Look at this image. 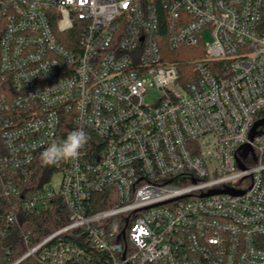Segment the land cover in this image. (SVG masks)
<instances>
[{"label":"built area","instance_id":"2783aa9c","mask_svg":"<svg viewBox=\"0 0 264 264\" xmlns=\"http://www.w3.org/2000/svg\"><path fill=\"white\" fill-rule=\"evenodd\" d=\"M164 44L203 49L185 79ZM263 121L264 0H0V264H264ZM58 197L67 224L21 228Z\"/></svg>","mask_w":264,"mask_h":264},{"label":"trees","instance_id":"16d2710c","mask_svg":"<svg viewBox=\"0 0 264 264\" xmlns=\"http://www.w3.org/2000/svg\"><path fill=\"white\" fill-rule=\"evenodd\" d=\"M75 33L73 32V35ZM64 43V42H61ZM162 52L167 54V57L176 64V67L181 74V79H185L184 72L190 70L191 60L195 58H200L203 56V49L196 50L193 47H181L177 50H170L167 45H162ZM44 150L37 153V156L28 168L29 177L24 180H20L19 187L23 192L28 190L37 191L42 189L47 185L52 176L58 172L56 165L54 166H44L40 161V154ZM104 195L93 193L88 200L86 207L91 206L92 211H100L106 208V203L104 200ZM55 207L49 205V207L41 213H32L25 215L23 218V224L21 228L24 231H30L37 239H41L51 232L57 230L61 226L67 224L68 222V212L63 205L62 200L58 197L55 201ZM77 234H74V236ZM36 239V240H37ZM101 257L98 253L93 252L88 259H84L78 264H100ZM76 264V263H74Z\"/></svg>","mask_w":264,"mask_h":264},{"label":"clouds","instance_id":"9594fccd","mask_svg":"<svg viewBox=\"0 0 264 264\" xmlns=\"http://www.w3.org/2000/svg\"><path fill=\"white\" fill-rule=\"evenodd\" d=\"M87 142L88 135L82 129L71 131L66 139L53 142L45 148L40 154V161L44 166H54L61 162L75 160Z\"/></svg>","mask_w":264,"mask_h":264},{"label":"rangeland","instance_id":"374dc122","mask_svg":"<svg viewBox=\"0 0 264 264\" xmlns=\"http://www.w3.org/2000/svg\"><path fill=\"white\" fill-rule=\"evenodd\" d=\"M201 38L203 40L204 43H209L211 42V36L209 35L208 31H204L202 34H201ZM196 59V58H195ZM195 59L191 60L194 61ZM60 180H61V174L56 172L50 182L48 183V188H51L53 190H58L59 188V183H60Z\"/></svg>","mask_w":264,"mask_h":264},{"label":"water","instance_id":"95a60500","mask_svg":"<svg viewBox=\"0 0 264 264\" xmlns=\"http://www.w3.org/2000/svg\"><path fill=\"white\" fill-rule=\"evenodd\" d=\"M260 125L264 126V121L263 122H257V123L254 124L253 130H252V132H253L252 133V136L254 135V131H255L256 127H258Z\"/></svg>","mask_w":264,"mask_h":264}]
</instances>
